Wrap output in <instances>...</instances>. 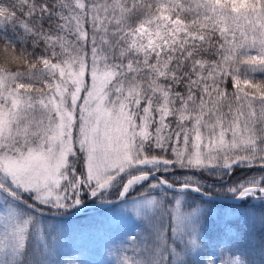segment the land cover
I'll use <instances>...</instances> for the list:
<instances>
[{
	"label": "trees",
	"instance_id": "16d2710c",
	"mask_svg": "<svg viewBox=\"0 0 264 264\" xmlns=\"http://www.w3.org/2000/svg\"><path fill=\"white\" fill-rule=\"evenodd\" d=\"M141 28L150 30L151 44L135 41ZM92 54L112 74L106 90L116 100L130 101L136 132L145 108L150 110L144 123L148 132L135 145L140 161L157 162L130 171L152 172L215 196L264 186L259 114L246 130L253 143L216 154L211 167H190L167 147L182 138L192 146L197 129L202 140L208 127L212 137L225 131L231 136L244 129L245 110L264 102V0H0V70L13 74L12 88L46 91L50 68L82 59L90 63ZM159 102L166 109L162 141L156 138L154 106ZM213 139L202 140L200 148L213 146ZM73 141L71 165L77 177H84V153ZM126 174L94 196L86 193L82 202L116 198ZM159 187L151 178L131 195H161ZM167 193L170 212L194 217L195 223L179 240L170 235L167 250L152 247L151 232L134 225L111 228L104 242L66 243L53 252L48 244L9 250L3 264H264V194L228 203ZM177 198L183 199L178 208Z\"/></svg>",
	"mask_w": 264,
	"mask_h": 264
},
{
	"label": "rangeland",
	"instance_id": "374dc122",
	"mask_svg": "<svg viewBox=\"0 0 264 264\" xmlns=\"http://www.w3.org/2000/svg\"><path fill=\"white\" fill-rule=\"evenodd\" d=\"M150 34V30L141 28L135 41L139 45L151 44L153 37ZM90 57V63L88 59H82L77 65L72 62L69 63L72 66L57 67V72L50 68L54 85L47 90L49 93L43 94L12 88L13 75L0 71V183L31 196L36 205L78 210L84 207L81 197L87 192L95 195L117 174L150 164L149 159L133 160L135 144L148 132L144 123L150 113L149 107L142 113L141 128L138 127L136 132L137 125L130 117V101L123 97L116 100L114 94L105 90L112 74L98 65L97 56L92 54ZM56 76L57 81L54 80ZM129 94L127 92L126 96ZM154 109L158 128L156 138L162 141L165 130L161 122L166 109L161 102ZM257 114L258 119L264 121V102H257L245 110L240 117L244 129L239 127L231 136L225 131L212 137V127H208L202 140L214 139L213 146L205 145L207 151L200 148L201 133L196 126L197 134L190 140L194 142L192 146L182 138L175 140L177 147L173 140L167 147L178 161L190 167H211L215 163L214 157L208 154L231 151L241 142L253 143L246 130ZM73 138L78 140L77 145L85 156L84 177H77L78 173L71 165L76 153ZM161 162L169 165L168 161ZM144 181L146 179L130 185L126 194ZM164 197L124 198L110 208H96L88 213L90 216L82 214L63 219L34 214L14 205L0 193V264L9 250L22 252L29 245L34 248L48 244L47 250L53 252L66 243L104 242L111 227L134 223H143L154 233L161 225L164 230H160L154 240L157 249L163 250L170 235L179 240L178 237L191 232L185 227L194 223V217L184 218L178 211L170 212V207L165 208ZM182 200L175 199L176 208ZM30 236L36 240L34 244L29 240Z\"/></svg>",
	"mask_w": 264,
	"mask_h": 264
},
{
	"label": "water",
	"instance_id": "95a60500",
	"mask_svg": "<svg viewBox=\"0 0 264 264\" xmlns=\"http://www.w3.org/2000/svg\"><path fill=\"white\" fill-rule=\"evenodd\" d=\"M188 189H191V190L193 189V190H195L196 192H198L199 194L203 195L202 192L198 191V189H196V188H194V187H191V186H184V187L179 188L178 190L183 191V190H188ZM250 189H251L252 191H254V192L264 193V189H262V188L252 187V188H250ZM0 191L3 192V193H4L5 195H7L8 197H10L11 199H13V200H15V201H17V202H19V203H21V204L27 206V207H30L26 202H24V201H23L22 199H20L19 197L15 196L13 193H11V192L5 190L2 186H0ZM122 193H123V192H122ZM240 197H241V195L239 194V195L235 198L234 202H238V200L240 199ZM207 198H209L210 200L230 201V200H227V199L216 198V197H211V196H208ZM120 199H121V198H119L117 201H119ZM117 201H114V202H112V203H110V204H105V205H103V207L110 206L111 204H114V203H116ZM33 209H34V208H33ZM34 210L37 211V212L40 213V214H43V215H48V216H58V217H59V216H61V217H73V216H76V215L82 213V210H79V211H76V212L71 213V214H69V215H65V216H63V215H55V214H52V213L43 212V211H40V210H37V209H34Z\"/></svg>",
	"mask_w": 264,
	"mask_h": 264
}]
</instances>
